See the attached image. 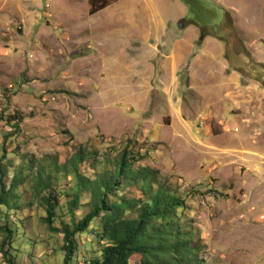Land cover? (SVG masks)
<instances>
[{
    "label": "rangeland",
    "instance_id": "1",
    "mask_svg": "<svg viewBox=\"0 0 264 264\" xmlns=\"http://www.w3.org/2000/svg\"><path fill=\"white\" fill-rule=\"evenodd\" d=\"M79 146L88 177L124 147L155 171L183 203L176 221L202 264H264V0H118L95 13L89 0H0V169L7 189L19 182L4 211L19 226L6 247L16 264L62 263L42 198L52 227L67 225L76 189L59 166ZM46 175L48 189L28 188ZM88 200L83 191L76 221ZM99 224L76 237L72 264L100 259Z\"/></svg>",
    "mask_w": 264,
    "mask_h": 264
},
{
    "label": "trees",
    "instance_id": "2",
    "mask_svg": "<svg viewBox=\"0 0 264 264\" xmlns=\"http://www.w3.org/2000/svg\"><path fill=\"white\" fill-rule=\"evenodd\" d=\"M116 1L89 0L90 12L103 10ZM88 154L85 148L79 146L59 166L63 173L68 171L73 174L76 191L69 203L71 209L78 203L80 194L87 190L89 200L83 205L87 212L85 216L76 221L70 209L69 223L63 224L61 229H54V209L50 197L42 198L46 212L44 222L49 232L62 237L61 264H72L77 251L76 237L86 233L95 220L100 222L96 237L103 247L100 259L89 264H131L134 257H140V264H202L198 258L199 244L193 243L190 232H186L176 221V212L183 203L175 193L166 191L155 171L135 167L137 157L124 147L112 157L111 167L105 159L107 167L94 177H88L80 174L78 168ZM88 167L91 168L92 163L89 162ZM53 171L59 172L57 165ZM5 175L0 169V254L6 264H16L6 247L11 248L18 225L12 227L8 224V214L4 211L11 210L8 203L19 182L13 180L14 187L7 189ZM49 178L50 175L43 178L35 176L34 183L28 188L39 194L49 188ZM129 186L138 187L144 198L128 197L126 191ZM137 207L139 211L134 213L135 217L128 215Z\"/></svg>",
    "mask_w": 264,
    "mask_h": 264
},
{
    "label": "crops",
    "instance_id": "3",
    "mask_svg": "<svg viewBox=\"0 0 264 264\" xmlns=\"http://www.w3.org/2000/svg\"><path fill=\"white\" fill-rule=\"evenodd\" d=\"M190 44H191V43H190ZM175 49H178V46H177Z\"/></svg>",
    "mask_w": 264,
    "mask_h": 264
}]
</instances>
